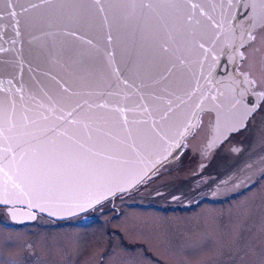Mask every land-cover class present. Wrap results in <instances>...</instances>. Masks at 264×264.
<instances>
[{
    "label": "snow or ice",
    "instance_id": "6c2138e0",
    "mask_svg": "<svg viewBox=\"0 0 264 264\" xmlns=\"http://www.w3.org/2000/svg\"><path fill=\"white\" fill-rule=\"evenodd\" d=\"M258 33L264 0H0V208L11 217L0 219V237L20 216L118 220L125 213L117 201L135 203L149 189L170 195L157 181L169 160L183 164L189 155L204 160L191 167L190 193L181 195L238 185L224 197L234 199L258 187L264 159L222 175L204 162L225 149L239 162L248 151L235 138L264 112V61L259 80L254 66L241 65ZM226 65L230 78L217 80ZM73 79L86 91L73 89ZM15 243L0 241V254ZM210 245L200 241L186 254ZM118 247L133 260L137 248L151 259L123 238Z\"/></svg>",
    "mask_w": 264,
    "mask_h": 264
},
{
    "label": "rangeland",
    "instance_id": "374dc122",
    "mask_svg": "<svg viewBox=\"0 0 264 264\" xmlns=\"http://www.w3.org/2000/svg\"><path fill=\"white\" fill-rule=\"evenodd\" d=\"M129 206H122L125 214L118 220L109 219L107 215L96 216L97 220L79 225L74 218L55 223L36 220L23 227L5 229L0 241L10 238L16 243L3 250L0 264L9 261L13 264H101L102 256L103 264H228L229 244L235 251V262L240 259L238 252L246 249L239 241L238 227L253 222L246 220L250 215L244 212L231 233L229 217L223 216V223L218 217L227 213V210H220L225 206L205 203L192 212V216H162L152 210H140L143 207ZM249 207L252 209V204ZM259 217H264L263 211ZM7 218V214L0 211V219L8 221ZM115 230L127 242H142L153 258L145 259L142 250L137 248L133 260L130 253L118 247L121 238L114 235L118 233ZM206 239L211 240L209 247L186 254L187 249ZM110 247L114 248L115 255L105 257L103 252Z\"/></svg>",
    "mask_w": 264,
    "mask_h": 264
},
{
    "label": "flooded vegetation",
    "instance_id": "af4514ba",
    "mask_svg": "<svg viewBox=\"0 0 264 264\" xmlns=\"http://www.w3.org/2000/svg\"><path fill=\"white\" fill-rule=\"evenodd\" d=\"M246 55L248 57L247 63L241 65V68L254 66L256 69V78L258 80L261 79L260 69L262 67V61H264V33L257 34L255 42L252 47L248 49ZM205 119H207V117H205ZM261 131H264V112H258L248 130L236 136V146L248 149V151L244 152L243 155L239 157V162L237 161L235 154L230 149H225L215 155V158H212L211 154L208 155V159L204 161L207 163L210 160V166L207 168V172L222 175L230 170H233L234 167H242L246 163L254 166L258 165L259 161L264 159V145L259 143ZM202 139L203 136L201 134V136L192 141L190 146L193 149V153L199 149ZM200 160H204V157L201 156L199 160L193 161L192 156L189 155L188 159L184 160L183 164L176 159L173 161V164L165 166V169L163 170L164 175L159 181H157V190L159 192L171 193L170 195H165L161 198L157 195L156 191L149 189L141 193L139 197H136L135 203H130L128 201L123 203L120 201L115 202L117 211L119 212L124 210L122 206L126 203L128 206L130 205L129 208L143 207L140 210H152L162 216H167L169 214L192 216V212H196L198 207L204 205L205 203L215 206H225V208H220V210H227V213H222L218 215V217L221 223H223V216H225V218L227 217V219L229 217L228 230L231 233L238 226L236 223L243 216L244 212H247L250 216L246 220H251L253 222L250 225H241V228L238 227L239 241L242 246L246 245V249L241 250V253L238 252V258H240L238 262L239 264H264V258L260 255L261 252H264V217H259V214H261L262 211L264 212V182H261L258 187L253 188L252 191L246 192L243 195H238L234 199H224V197L229 193L236 192L238 185L216 188L215 191L207 190L197 195H181V193L185 192L190 193V185L188 183H184V180L190 174L191 167L199 163ZM168 167H171V171L166 170ZM259 170V168H256L253 173H248V175L252 176L254 179L255 176L259 174ZM149 192H151V194H149ZM173 196L176 198L173 199ZM201 196H207L208 199L204 200L199 204V206H197L196 201H199ZM250 204H252V209L249 207ZM0 211L6 213L5 208H0ZM114 215L115 214H111L107 216L110 219L113 218ZM72 218L78 220V225L82 222H92L97 220L94 216H89V218L85 219L83 215L74 216ZM7 220L11 222L9 218H7ZM36 220H46L54 223L57 221L44 215H37L36 219L32 222L21 224L12 222V227H23L35 222ZM115 232L119 233L118 230H115ZM119 237L123 238L121 237V233H119ZM123 242L129 248H137L138 245L145 248L143 243L140 241L131 243L123 239ZM231 245L232 244H229V253L227 256L228 264H238V262H235V251L233 248H230ZM122 251L125 252L124 249ZM105 252L106 251L103 253L105 254ZM148 256L153 258L151 252H148ZM102 260L103 256L100 257V262Z\"/></svg>",
    "mask_w": 264,
    "mask_h": 264
},
{
    "label": "water",
    "instance_id": "95a60500",
    "mask_svg": "<svg viewBox=\"0 0 264 264\" xmlns=\"http://www.w3.org/2000/svg\"><path fill=\"white\" fill-rule=\"evenodd\" d=\"M41 27H43L45 30H48V26H47V25H41ZM125 42H126V38H125V37H122V38H121V46H123V44H124ZM216 47H217V51H218L219 48L221 47V45H220V44H217ZM216 54H217V53H213V55H216ZM117 59H118V60L120 59L119 54H117ZM192 59H193V60L197 59V55L194 54L193 57H192ZM213 67H215V65H213ZM225 71H227V72L229 73L228 76H225V75L222 74V73L225 72ZM230 76H231V68H230L228 65H226L224 69H218V70H217V76H216V79H217V80H220V81H227V80L230 78ZM133 78H134V77H133ZM171 79H172L173 86L176 87L178 91H179L181 88H183V84H182V82H181V80H180V77H179L178 75L175 76V77H172ZM70 82H71V84H72V88L75 89V90H77L78 92H80V91H86L85 89H83V88L81 87V85H80V81H79L78 79H73V80L70 81ZM109 83H110L109 81H102V82H99V86H100V87H107ZM137 83H139L138 80H137ZM173 161H174V160H169L168 164H173ZM5 211H6V214L8 215V209H7V208H5ZM44 216H46V217H48V218H51V219H54V220H61V219H57V218H55V217H49V216H47V215H44ZM8 218H9V220L11 221V217H10L9 215H8ZM70 218H71V217H70ZM17 220L20 221V222H13V223L21 224V223H28V222H32V221H34V220L26 219V218H24V217H22V216L17 217Z\"/></svg>",
    "mask_w": 264,
    "mask_h": 264
}]
</instances>
